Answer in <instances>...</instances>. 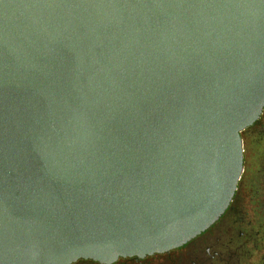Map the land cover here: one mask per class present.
Segmentation results:
<instances>
[{
  "label": "water",
  "instance_id": "obj_1",
  "mask_svg": "<svg viewBox=\"0 0 264 264\" xmlns=\"http://www.w3.org/2000/svg\"><path fill=\"white\" fill-rule=\"evenodd\" d=\"M263 109L264 0H0V264L186 244Z\"/></svg>",
  "mask_w": 264,
  "mask_h": 264
},
{
  "label": "flooded vegetation",
  "instance_id": "obj_2",
  "mask_svg": "<svg viewBox=\"0 0 264 264\" xmlns=\"http://www.w3.org/2000/svg\"><path fill=\"white\" fill-rule=\"evenodd\" d=\"M241 138L243 171L236 193L209 229L164 253L111 263L81 258L73 264H264V109Z\"/></svg>",
  "mask_w": 264,
  "mask_h": 264
}]
</instances>
